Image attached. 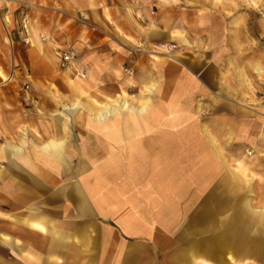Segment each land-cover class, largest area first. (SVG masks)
Here are the masks:
<instances>
[{"label": "rangeland", "instance_id": "374dc122", "mask_svg": "<svg viewBox=\"0 0 264 264\" xmlns=\"http://www.w3.org/2000/svg\"><path fill=\"white\" fill-rule=\"evenodd\" d=\"M20 1L9 4L10 21H14L15 11L17 13L27 3V11L33 12L28 18V46L46 57L54 80H44L36 85L39 96L27 106L35 107L36 111L28 112V116L38 121L39 128L36 123L34 127L25 128L11 123L4 134L9 141L27 136L30 141L38 137L44 143L49 142L53 139L50 122L56 113L64 112L65 107L71 108L74 104L90 109L91 100L104 107L107 103L103 94L113 100L138 105L143 87L142 73L151 72L150 68L156 63L152 54L158 55V60L171 62L167 73L162 72L163 76L168 74L169 79L174 74V63L180 68L179 61L190 62L195 69L196 63L200 62L208 69L205 73H210L214 79L218 96L197 100L191 91L189 95H180L178 103L184 106L185 119L193 125L190 128L192 132H186L181 138L190 168L186 169L187 184L175 198L179 211L177 221L160 231L166 230L172 238L185 225L197 231L205 230L208 224L215 222L218 228L219 225L229 224L231 219L237 220L236 217L247 210L242 205L248 202V221L235 222L239 240L248 238L252 245L264 241V234L260 233L264 230V223H252H256L258 212L264 210V180L255 173V167L264 168V147L257 150L245 142L254 127L260 133L264 131V74L260 76L258 73L260 69L264 71V0H255L256 4L251 0H73L78 10L69 16V23L78 24L80 30L69 28L64 31L70 38L67 47L58 46L52 40V17L46 15V10L53 9L54 0ZM153 26L163 33L174 32L188 43H166L157 38L150 41L148 30ZM139 44L143 45L141 49H138ZM167 46L171 47V51L165 48ZM68 48L74 50L75 59L72 64L63 67L61 55ZM54 61L57 62V69ZM0 74L2 82L7 83V75ZM78 79L84 81L86 95L80 96L73 87V82ZM125 81L133 83L136 90L126 89L129 93L121 96ZM249 84L253 89L249 88ZM109 88L114 91H109ZM199 106L203 109L200 112L203 116L197 112ZM235 107L244 113L242 122L248 120L251 124L246 122L238 126V123H231L229 119L234 118L236 113L232 109ZM205 118H215L216 124L208 123ZM200 120H203L204 126L198 128L196 124ZM74 125L71 124L65 141L71 156L77 157L80 141L77 140L79 131ZM210 162L212 164L208 166ZM196 166L198 170L193 171L191 167ZM61 180L64 184L71 182L68 175L62 176ZM86 193L91 194L89 191ZM142 195L143 191L139 188L133 190L126 200L142 204L145 216L156 225L163 226L162 221L157 220L150 199ZM76 196H79V191ZM95 198L92 194L88 197L85 214L97 208ZM76 203L72 205L71 202L66 207L73 209ZM114 204L110 202L104 207L111 209ZM230 204L235 206L232 211L228 209ZM66 207L62 202V210ZM205 209L210 213L207 214ZM106 210H102V214L108 217V231L115 233L114 230H119L114 226L113 215ZM91 229L98 234L103 229V234H106L104 225L99 223H94ZM120 239H124L127 249L131 244L139 249L138 255H145V259L148 257L146 264H151L153 260L158 264L152 252V241L145 236L120 235ZM161 242L159 247L164 249L161 252L171 255L168 263L176 264L173 261L176 250L173 248L178 244L167 242L166 246ZM243 249L237 247L235 259H244ZM246 260L242 264H261Z\"/></svg>", "mask_w": 264, "mask_h": 264}, {"label": "bare ground", "instance_id": "6f19581e", "mask_svg": "<svg viewBox=\"0 0 264 264\" xmlns=\"http://www.w3.org/2000/svg\"><path fill=\"white\" fill-rule=\"evenodd\" d=\"M0 1V5L7 9L10 3L21 2ZM251 1L256 4L255 0ZM4 20L9 22L7 16ZM148 33L150 41L157 38L166 43L173 41L188 43L185 38L178 37L174 32L163 33L154 26ZM142 46L139 44L138 49ZM165 48L171 51L170 46ZM152 55L156 63L150 68L151 72L142 73L143 87L140 90L138 105L113 100L109 95L103 94L107 103L104 107H100L89 98L90 109L74 104L71 108L65 107L64 112L54 115L55 124L51 127L54 138L38 149L42 157L40 164L45 178H51V183L59 185L61 182L54 181L53 176L70 174L72 171L70 164H73V173L70 174L69 180L73 182L69 186L73 185L74 189L79 191L77 200L80 204L78 207L80 214L85 215L88 208L87 198L91 194L96 197L100 212L106 209L107 212H111L114 226L116 225L119 231L114 230L115 233L108 231L104 236L105 247L102 257L104 264H146L145 260L148 257L145 259V255H138L139 249L132 247L131 244L127 249V244L124 239H120V235L145 236L152 241V252L158 264H169L168 259L171 256L168 252H161L164 250L159 247L161 241L166 246L167 242L178 244L173 248L176 250L173 257L176 264H242L246 263V258L264 261V241L252 245L253 242L248 238L240 241L237 233L235 222L248 221V202L242 205L246 206L247 210L240 213L238 218L236 217L237 220L231 219L229 224L219 225L218 228L215 222L208 224L205 230L197 231L185 225L172 238L166 234V230L160 231L161 228L173 226L177 221L179 211L175 198L186 186L188 181L186 169L190 168L186 162L184 148L178 142L186 132H192L190 128L193 125L185 119L184 106L178 103L183 88L182 81L177 80L173 83L168 74L162 75V72L167 73L171 62L158 60V55ZM174 65L172 73L179 74V67L176 63ZM54 66L58 68L56 61ZM258 73L261 76L264 71L260 69ZM82 78L85 79V76ZM5 81L9 80L6 78ZM83 85L84 81L79 79L73 82V87L80 96L86 95ZM251 86L249 84V88L253 89ZM122 89L121 96L136 90L130 81H125ZM111 90L114 91L113 88H109V91ZM201 111L203 109L199 106L197 112L203 116L200 114ZM71 124H75L79 131L77 140L80 141V145H77L79 152L76 159L71 156L72 153L69 152V146L65 141ZM196 125L198 128L204 126L203 120ZM27 148L26 139L20 147L8 144L0 149V159L8 153L27 155ZM204 158H207L206 155ZM253 161L250 160V164ZM211 164L210 162L208 166ZM191 168L197 171L199 167ZM139 188L143 191L142 196L146 195L150 199L156 210L157 220H161L163 226L156 225L145 216L142 204L137 205L126 200L131 197L133 190ZM86 191L91 194H87ZM62 196L64 199L72 198L65 191ZM110 202L115 203L111 209L104 207V204L109 205ZM234 208L235 206L230 204L228 209L232 211ZM205 210L207 214L210 213L208 209ZM252 223L255 225L264 223V210L258 212L257 224ZM33 227L45 232L42 226L34 224ZM260 233L264 234V230ZM60 236L64 243L72 234ZM207 238L209 239L206 240ZM237 247L244 248V259L234 258ZM152 263L155 264L154 260Z\"/></svg>", "mask_w": 264, "mask_h": 264}, {"label": "crops", "instance_id": "0c3cea01", "mask_svg": "<svg viewBox=\"0 0 264 264\" xmlns=\"http://www.w3.org/2000/svg\"><path fill=\"white\" fill-rule=\"evenodd\" d=\"M20 9L17 13L15 11V19L12 22L10 9L0 8V73L7 75L10 81L3 83L0 74V85H3L0 87V149L9 143L20 147L24 139L28 144V156L8 153L0 159V264H104L103 241L106 234H103V229L99 234L95 233L91 226L94 223L104 225L107 233L109 220L98 210V201H96V209H91L85 215L80 214L78 208L80 204L78 203L77 207L76 203L79 197L76 196L78 190L74 189L73 185L69 186L73 181L64 184L61 180L62 176H70L73 173V164L70 174L53 176L54 181L61 182L59 185L51 183L52 179L45 178L40 164L42 157L38 149L44 145V141L38 137L30 141L27 136L9 141L4 136L5 129L10 128L11 123H15L16 127L21 125L24 128L34 127L36 123V127L39 128L38 121L28 116V112L36 111L35 107L27 106L39 96L36 85L44 80H54L53 71L46 57L23 43V37L19 33L21 21L25 12L29 16L33 12L27 11V3ZM77 10L78 7L73 0H54L53 9L46 10L48 11L46 15L52 17V40L58 46H68L70 38L64 34L66 29L80 30L78 24L69 23V16ZM5 16L9 18V22L4 20ZM77 39H79L78 35ZM179 65V74H172L170 80L173 83L179 79L182 81L181 95L185 93L189 95L191 91L197 100L200 97L218 96L214 88L216 86L214 79L210 73H205L208 69L204 64L197 62L195 69L190 62L181 61ZM27 85L29 89L25 90ZM232 110L236 114L233 119H229L231 123H238V126L246 122L251 124L248 120L242 122L244 113L241 109L235 107ZM205 119L210 124H216L215 118ZM50 123H52L51 129L55 119ZM250 134L245 142L252 148L262 149L263 132L260 133V130H255L254 127ZM178 143L183 145L184 142ZM197 157L199 158V155ZM255 173L264 180V168L255 167ZM64 191L72 198L64 199L62 196ZM62 202L65 207L71 202L72 205L73 202L76 203V206L73 209L68 206L62 210ZM88 202L87 198V204ZM34 224L42 226L45 232L34 228ZM68 233L72 236L67 237L63 243L60 235ZM259 262L264 264L263 260Z\"/></svg>", "mask_w": 264, "mask_h": 264}, {"label": "built area", "instance_id": "2783aa9c", "mask_svg": "<svg viewBox=\"0 0 264 264\" xmlns=\"http://www.w3.org/2000/svg\"><path fill=\"white\" fill-rule=\"evenodd\" d=\"M28 18H29L28 14L23 15V19H22L21 25H20V32H19L20 35L23 37L22 40H23V43L25 45H29L30 44V41H29V29H28ZM74 59H75L74 50L71 49V48H68L61 55V66L65 67V66H68V65L72 64ZM28 89H29L28 85L25 86V90H28ZM262 106H263V109H264V99L262 100Z\"/></svg>", "mask_w": 264, "mask_h": 264}]
</instances>
